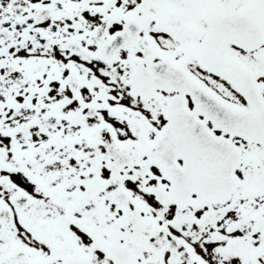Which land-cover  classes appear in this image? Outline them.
Returning <instances> with one entry per match:
<instances>
[{
    "label": "snow or ice",
    "instance_id": "obj_1",
    "mask_svg": "<svg viewBox=\"0 0 264 264\" xmlns=\"http://www.w3.org/2000/svg\"><path fill=\"white\" fill-rule=\"evenodd\" d=\"M0 264H264V0H0Z\"/></svg>",
    "mask_w": 264,
    "mask_h": 264
}]
</instances>
